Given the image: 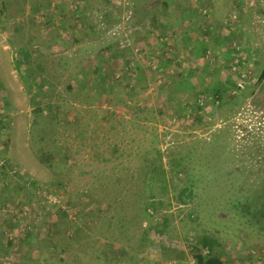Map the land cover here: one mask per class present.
Masks as SVG:
<instances>
[{
	"label": "rangeland",
	"instance_id": "1",
	"mask_svg": "<svg viewBox=\"0 0 264 264\" xmlns=\"http://www.w3.org/2000/svg\"><path fill=\"white\" fill-rule=\"evenodd\" d=\"M35 1L0 0V264H195L202 236L226 263L264 264V219L231 202L264 183L239 125L250 96L238 114L206 92L252 89L259 69L237 58L253 47L264 63V1L168 0L197 30L144 46L162 0H109L102 25L76 23L95 27L80 41L55 37Z\"/></svg>",
	"mask_w": 264,
	"mask_h": 264
},
{
	"label": "trees",
	"instance_id": "2",
	"mask_svg": "<svg viewBox=\"0 0 264 264\" xmlns=\"http://www.w3.org/2000/svg\"><path fill=\"white\" fill-rule=\"evenodd\" d=\"M261 1V0H259ZM264 1V0H262ZM263 12L264 10L260 8ZM230 38H228L229 40ZM239 40V39H238ZM240 42V40L238 41ZM230 52L237 55L239 51L235 48L230 49ZM247 57L237 58V64L240 66L241 62L246 61L248 58H252V64L257 66L259 71L250 85L246 87H252L251 90L246 92L245 90H241L237 88L236 81L229 77L227 79V83L225 84L223 81H215L213 84H208L206 86V92L209 91L214 95L217 100H219L220 106L224 104H230L232 107H235L236 113L240 112L237 110V106L241 103V99L244 95L250 96L249 106H246L245 111L249 113L246 119L249 120L247 123H240L239 125L245 129L246 131V140L252 143L253 146L252 153H255L254 157L262 159L259 160V166L264 164V63L260 61V54L255 51L253 47H250L247 50ZM246 52V53H247ZM228 84H231L230 87ZM234 90H240L237 93L233 92ZM227 91H230L229 94H225ZM201 109V108H200ZM231 124L227 125L228 128L222 129L219 133H216L215 138L224 140L225 133L231 130ZM193 193V183L188 184L186 187L180 190V196L190 195ZM234 206L243 216H247L249 220H254L256 222H261L264 219V183L259 186L258 189H254V191H250L247 194L244 193L238 197H235L231 200ZM209 239L207 236H202L199 239V244L204 247H209L207 253L204 254L202 251H197L192 253L195 264H223V261L217 251H215L214 247H211V244L208 242ZM183 251L177 254V258H183Z\"/></svg>",
	"mask_w": 264,
	"mask_h": 264
},
{
	"label": "crops",
	"instance_id": "3",
	"mask_svg": "<svg viewBox=\"0 0 264 264\" xmlns=\"http://www.w3.org/2000/svg\"><path fill=\"white\" fill-rule=\"evenodd\" d=\"M181 3L183 2L182 0H179ZM163 3H161L159 5V8L156 10H159V12L154 13L155 17L153 18L152 16L149 19L148 22V35L146 36L147 38H138L135 41L132 40L135 45L139 44L141 46H144L143 42H146L149 40L148 36L151 34H154V32L156 31L161 32L162 34H165V32L169 33L171 32V34H173V36H183V37H189V27L192 30H197L195 28V26L193 25L197 19V17L194 15V13L192 11H184V12H180L178 10H176L178 13L174 15V13L171 15V13L173 12L174 8L171 9V7H164V4L168 3L170 4V2L168 0H162ZM29 3V2H28ZM109 3V0H36L33 4L35 5L36 9H41L40 13L41 15H44V19L48 20H54V22H56L55 25H53L52 29L53 31L57 30V32L55 31L53 35H55V37L65 35L66 33H68V37L72 36L73 40H82L83 37H89V34L91 32L92 29H95V27H92V25H88V28L86 29H77L75 27V25H77L76 23H78L80 21V18H82L83 15H86L87 13L92 14V16H94V20L95 21H99L101 23V25L103 24V22L105 21V19L107 18V14H106V10H105V5H107ZM190 4H193L192 1ZM29 9V7H28ZM93 9V10H90ZM163 9V10H162ZM164 9L168 10L169 13H167L166 11H164ZM162 10V11H161ZM103 12V13H102ZM160 13V15L158 16V14ZM97 15H99V17H97ZM83 19V18H82ZM193 21V22H192ZM157 23V24H156ZM160 24V25H158ZM166 24L169 25H173L172 27L167 26ZM191 24V25H190ZM183 25V26H182ZM157 26V27H155ZM189 26V27H188ZM202 26V25H198ZM197 27V28H198ZM194 28V29H193ZM104 29V27L101 28V30ZM175 30V31H173ZM195 32V31H194ZM193 32V33H194ZM156 37H158V35L156 34ZM57 38L53 37V41L54 43H59V40ZM181 42V41H179ZM78 42L75 43V45ZM61 44L58 46L60 47ZM175 45L172 44V47L170 45H165L161 48L160 52L163 56H155L152 55V62L157 61V62H161V63H165L163 62V58H166L165 56L169 55V48H172L171 50H175L174 47ZM163 50V51H162ZM195 50V52H194ZM194 52V53H193ZM186 54H184V58H187L189 60L190 59V53L192 55H194L195 57L199 56V53H196V47H194L193 49L188 48L185 52ZM182 55V54H181ZM155 57V59H154ZM159 58V60H158ZM161 58V60H160ZM167 60V59H166ZM168 61V60H167ZM193 61V60H191ZM122 66V65H121ZM2 72L0 71V76H1ZM0 81H3L2 79H0ZM219 253V252H218ZM220 255V254H219ZM192 256V255H191ZM235 255L232 253L231 254V259L234 258V262L228 261V263H226V259H224V257L222 255H220L223 264H241V262H236L237 259H235L236 257H234ZM184 258V256H183ZM183 258H174V259H183ZM176 261V260H175ZM193 262V260H192ZM191 263V260H190ZM175 264V263H174ZM245 264V263H244ZM248 264V263H246ZM258 264V263H255Z\"/></svg>",
	"mask_w": 264,
	"mask_h": 264
},
{
	"label": "built area",
	"instance_id": "4",
	"mask_svg": "<svg viewBox=\"0 0 264 264\" xmlns=\"http://www.w3.org/2000/svg\"><path fill=\"white\" fill-rule=\"evenodd\" d=\"M241 76L244 77V74H242ZM237 85H238L239 88H240V87H243L242 81L238 82ZM0 113H1V112H0Z\"/></svg>",
	"mask_w": 264,
	"mask_h": 264
}]
</instances>
